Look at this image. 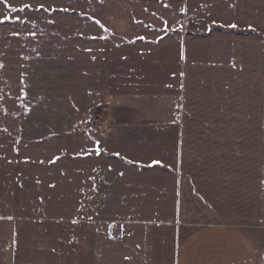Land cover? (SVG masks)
<instances>
[{
	"label": "crops",
	"instance_id": "0c3cea01",
	"mask_svg": "<svg viewBox=\"0 0 264 264\" xmlns=\"http://www.w3.org/2000/svg\"><path fill=\"white\" fill-rule=\"evenodd\" d=\"M230 1L209 61L189 62L183 30L159 31L157 43L176 33L180 71L155 103L125 78L105 85L103 56L23 63L16 135L63 152L30 213L0 209V264H264V0ZM95 108L120 134L108 146L78 126Z\"/></svg>",
	"mask_w": 264,
	"mask_h": 264
},
{
	"label": "rangeland",
	"instance_id": "374dc122",
	"mask_svg": "<svg viewBox=\"0 0 264 264\" xmlns=\"http://www.w3.org/2000/svg\"><path fill=\"white\" fill-rule=\"evenodd\" d=\"M230 6V0H0V209L7 214L30 213L37 205V179L48 172L47 160L63 152L60 147L21 142L16 135L19 82L26 60L103 56L105 85L125 78L126 85L131 81L148 87L155 103L166 93L163 86L170 85L168 96L174 94L180 71L176 33L157 43L159 31L183 30L191 52L189 62L209 61L229 40L222 29L232 23ZM210 26L216 29L212 36L196 37ZM220 72L223 77L226 70ZM142 100H135L133 107L140 109ZM154 111L141 120L156 123ZM78 126L103 129L107 146L111 137H120L112 133L116 125L102 108L93 109ZM79 134L68 145L73 156H79L78 147L85 141ZM34 158L44 160V165L35 166Z\"/></svg>",
	"mask_w": 264,
	"mask_h": 264
},
{
	"label": "snow or ice",
	"instance_id": "6c2138e0",
	"mask_svg": "<svg viewBox=\"0 0 264 264\" xmlns=\"http://www.w3.org/2000/svg\"><path fill=\"white\" fill-rule=\"evenodd\" d=\"M25 7H30V6L29 5H25ZM23 10H24L23 8L19 9V11H23ZM97 23H99V21H97ZM232 27H236V26L235 25H232ZM101 151H102V149L99 146V142H97L96 153L99 154Z\"/></svg>",
	"mask_w": 264,
	"mask_h": 264
},
{
	"label": "built area",
	"instance_id": "2783aa9c",
	"mask_svg": "<svg viewBox=\"0 0 264 264\" xmlns=\"http://www.w3.org/2000/svg\"><path fill=\"white\" fill-rule=\"evenodd\" d=\"M93 120L91 119V123L93 124ZM131 234V232H121L120 234H118L117 236H119V237H125V236H127V235H130Z\"/></svg>",
	"mask_w": 264,
	"mask_h": 264
},
{
	"label": "water",
	"instance_id": "95a60500",
	"mask_svg": "<svg viewBox=\"0 0 264 264\" xmlns=\"http://www.w3.org/2000/svg\"><path fill=\"white\" fill-rule=\"evenodd\" d=\"M211 31H209L207 34H203L204 36L210 35Z\"/></svg>",
	"mask_w": 264,
	"mask_h": 264
}]
</instances>
